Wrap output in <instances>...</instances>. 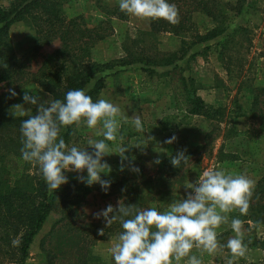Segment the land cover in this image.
<instances>
[{
	"label": "rangeland",
	"instance_id": "rangeland-1",
	"mask_svg": "<svg viewBox=\"0 0 264 264\" xmlns=\"http://www.w3.org/2000/svg\"><path fill=\"white\" fill-rule=\"evenodd\" d=\"M13 1L0 0V6L9 8ZM218 1L224 13L219 23L199 12L194 14L193 19L202 35L215 29V26L227 28V33L193 47L186 58L178 62L176 69L158 67L153 69L156 70L154 73H150L140 63L118 66L122 61L129 60L128 52L134 55L130 60L138 58L141 51L144 55L139 58L159 55L160 59L165 54L180 53L183 47L182 38L171 33L141 35L150 31V21L129 17L122 12V19L112 15V34L94 50L95 60L101 63L114 62L117 67L99 74L85 91L88 93L99 80H103L100 92L103 98L117 105L124 116L139 115L147 131L144 139L135 138L125 142L133 146L126 155L135 157L134 164L140 168V173H133L127 168L121 172L120 157L113 154L105 157L112 172L103 177L112 183L132 178L134 183L129 182L130 186L135 189L139 187L142 191L150 183L153 186L152 199L143 208L155 206L160 211L165 210L173 199L185 195L184 184L194 182L209 167L219 165L227 172L245 174L254 181V189L264 177V95L258 94V89L264 88V0ZM116 7L117 0H64L63 10L69 19L80 17L88 26H95L105 21L107 12ZM190 36L185 37L188 44L192 42ZM11 38L17 55L23 57L32 52L36 33L28 22H18L11 28ZM58 47V41L44 47L38 58L31 63L30 71L38 69L44 57ZM186 47L184 45V50ZM165 72H170V76H162ZM181 76L186 79V89ZM164 81L170 88L163 86ZM20 83L18 81L0 86V99L7 97L10 88H16L14 90L19 94L13 98L12 105L24 103L22 97L25 89H30L32 94L40 96L42 100L53 99L34 82ZM175 86L180 92L179 98L176 97ZM100 94L96 99L100 98ZM194 96L200 97L205 105V109L198 115L189 113L192 106L188 97ZM29 107L35 114L36 108L25 105V108ZM173 135L178 138L176 142L171 145L163 143ZM88 136L102 139L94 131L82 128L76 131L68 144L87 147ZM148 136L155 137V140L148 142ZM0 138L3 137L0 135ZM137 145L144 147L143 151L136 148ZM183 149L187 150L189 156L187 167L181 168L171 178L159 177L163 164H169L170 156ZM156 158L161 160L159 165L150 163ZM66 175L69 178L66 185H85L76 178L77 173L68 172ZM84 175H87L86 171ZM120 199L126 201L127 197L117 187L107 192L96 190L80 209L77 224L104 225L102 219L95 218V213L105 209L108 204L117 205ZM237 217L244 221L245 241H250L249 255L253 264H264V213L249 211L247 216H239L238 212L230 214V220ZM58 219L56 213L48 217L30 247V255L25 264H42L46 261L42 241ZM218 232L221 233L219 240L222 244L234 235L230 223L222 225ZM109 240L110 236L107 235L97 241L92 252L104 263L114 264L107 252ZM62 241L61 236L54 237L46 242V246L53 249ZM228 255L225 248L217 256L205 255L204 262L223 264L222 257ZM72 262L74 257L68 254L61 264ZM239 264H247V261L241 259Z\"/></svg>",
	"mask_w": 264,
	"mask_h": 264
},
{
	"label": "trees",
	"instance_id": "trees-1",
	"mask_svg": "<svg viewBox=\"0 0 264 264\" xmlns=\"http://www.w3.org/2000/svg\"><path fill=\"white\" fill-rule=\"evenodd\" d=\"M168 2L176 5L179 22L171 24L163 19L150 21V31L141 35L171 33L180 37L183 44L180 51L182 55L175 52L165 54L160 59L159 55L139 58L144 55L141 51L138 58L130 60L134 55L128 52L129 60L122 61L118 66L140 63L150 73H154L156 70L153 69L158 67L176 69L178 62L184 60L193 47L227 33V28L215 26V29L202 35L193 19L194 14L199 12L219 23L224 18V13L220 10L221 3L218 0ZM63 5L64 0H14L9 8L0 6V86L18 81L20 84L34 82L53 99L63 100L67 91L85 90L99 74L117 67L114 62L101 63L95 60L94 50L112 34V15L123 18L119 7L109 10L105 21L88 26L80 17L69 19L64 13ZM18 22H28L36 33L32 52L23 57L17 55L11 38V28ZM188 35H191L190 44L185 38ZM56 41L59 42V47L47 54L41 66L31 72V63L38 58L42 49ZM184 45H187L186 50ZM5 64L7 67H4ZM162 76H170V72H165ZM181 81L186 89V79L183 76ZM102 88L103 80H99L87 94L95 101ZM175 93L179 98L180 92L176 86ZM181 93L185 96L184 93L187 95L188 92L185 90ZM258 94L264 95V88L258 89ZM9 95L0 99V135L4 138H0V264H25L31 245L52 213L58 214L59 219L42 241V250L46 254V261L42 264H61L68 254L74 257L72 264H106L93 254L92 248L107 235H116L121 230L119 224L105 229L104 236L98 234V229L104 227L101 223L77 224L80 209L87 204L92 193L102 190L101 186L63 185L57 192H50L38 169L24 162L21 157L20 124L27 117L15 118L10 114L14 99H10ZM188 101L192 106L189 112L191 115H198L205 109L203 100L198 96L188 97ZM144 127L146 129L145 123ZM124 130L125 142L145 138L144 134L136 133L129 125H125ZM72 132V128L62 130L67 144L72 140ZM180 170L181 168H174L171 163L163 164L159 177L171 178ZM129 182H133L132 178H123L111 183L110 188L124 189L127 197L125 203L143 208L152 199L153 186L149 183L142 191L139 187L132 188ZM249 211L264 213V177L254 189ZM58 236L63 241L56 248L48 249L46 242ZM14 240L17 242L15 246Z\"/></svg>",
	"mask_w": 264,
	"mask_h": 264
},
{
	"label": "clouds",
	"instance_id": "clouds-1",
	"mask_svg": "<svg viewBox=\"0 0 264 264\" xmlns=\"http://www.w3.org/2000/svg\"><path fill=\"white\" fill-rule=\"evenodd\" d=\"M117 4L122 13L139 20L179 22V11L168 0H117ZM7 91L10 99L19 95L14 88ZM32 93L25 89L24 103L12 105L10 114L15 118L27 117L20 124L21 157L38 169L50 192H57L69 183L68 172L77 173L79 182L89 187L99 184L107 192L112 182L103 176L110 175L112 167L105 157L113 154L120 157L121 172L127 168L140 173V168L134 164L135 157L126 155L133 146L125 143L124 130V126L129 125L136 133L145 135L147 131L139 115L124 116L117 105L103 98V93L94 101L84 89L67 91L63 100H42ZM26 104L36 108L35 114L31 107L25 108ZM68 128L73 129L72 135L87 128L102 139L88 136L84 148L69 145L62 136V130ZM147 138L148 142L155 140L152 136ZM177 139L173 135L163 143L171 145ZM135 147L142 151L144 148ZM186 151L177 150L170 156L174 168L187 167ZM150 163L159 165L161 160L156 158ZM183 187L185 195L173 199L163 211L155 206L140 208L120 199L117 205L108 204L95 213V218L104 223V227L98 229L100 236L114 224H119L121 229L115 236L109 234L107 243V252L114 264H205V255L217 256L225 248L229 255L222 257L223 264H239L241 259L253 264L249 255L250 241H245L244 221L238 217L230 220V214H249L254 181L245 174H233L217 165L205 169L194 182ZM229 223L234 235L222 244L218 229ZM16 243L14 240L13 245Z\"/></svg>",
	"mask_w": 264,
	"mask_h": 264
},
{
	"label": "crops",
	"instance_id": "crops-1",
	"mask_svg": "<svg viewBox=\"0 0 264 264\" xmlns=\"http://www.w3.org/2000/svg\"><path fill=\"white\" fill-rule=\"evenodd\" d=\"M165 82V81H164ZM164 87L168 86L170 88V85H168L166 82L163 84Z\"/></svg>",
	"mask_w": 264,
	"mask_h": 264
}]
</instances>
